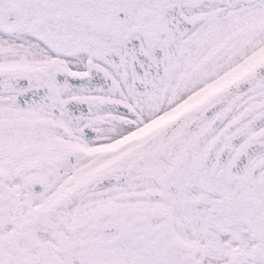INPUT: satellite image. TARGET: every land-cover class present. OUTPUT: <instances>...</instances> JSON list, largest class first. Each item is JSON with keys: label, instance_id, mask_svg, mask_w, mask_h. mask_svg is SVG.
<instances>
[{"label": "snow or ice", "instance_id": "1", "mask_svg": "<svg viewBox=\"0 0 264 264\" xmlns=\"http://www.w3.org/2000/svg\"><path fill=\"white\" fill-rule=\"evenodd\" d=\"M0 264H264V0H0Z\"/></svg>", "mask_w": 264, "mask_h": 264}]
</instances>
